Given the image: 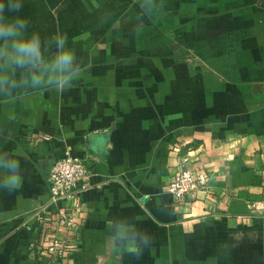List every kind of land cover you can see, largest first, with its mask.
I'll list each match as a JSON object with an SVG mask.
<instances>
[{
    "label": "crops",
    "instance_id": "1",
    "mask_svg": "<svg viewBox=\"0 0 264 264\" xmlns=\"http://www.w3.org/2000/svg\"><path fill=\"white\" fill-rule=\"evenodd\" d=\"M19 3L20 38L47 63L66 36L79 74L34 85L0 57V159L21 176L9 190L0 170V264H62L22 223L67 151L90 184L68 264H264V0ZM182 165L207 171V193L166 190Z\"/></svg>",
    "mask_w": 264,
    "mask_h": 264
},
{
    "label": "built area",
    "instance_id": "2",
    "mask_svg": "<svg viewBox=\"0 0 264 264\" xmlns=\"http://www.w3.org/2000/svg\"><path fill=\"white\" fill-rule=\"evenodd\" d=\"M87 176L83 159L65 152L50 168L48 199L37 204L22 223L25 230L34 232L36 248L62 264H68L69 252L78 248L74 228L80 196L90 187ZM208 179L204 168L182 165L165 188L175 199H184L195 191L207 193Z\"/></svg>",
    "mask_w": 264,
    "mask_h": 264
},
{
    "label": "clouds",
    "instance_id": "3",
    "mask_svg": "<svg viewBox=\"0 0 264 264\" xmlns=\"http://www.w3.org/2000/svg\"><path fill=\"white\" fill-rule=\"evenodd\" d=\"M19 13L22 4L19 0H0V39L5 41L0 47V57H6L8 61L18 68H26L29 71L36 70L32 75L34 85L47 84L62 89L65 84H69L74 75H78V70L73 65L76 60L74 51L65 48L66 36L56 38V47L60 51L55 54V59L45 62L41 51V39L38 35H32L30 39H22V31L27 26V21L19 16L7 18L5 12ZM11 39L12 51H8L7 41ZM45 73H48L45 79ZM0 170H3V187L12 190L21 183L20 163L18 160L9 157L0 159ZM128 229L124 225L117 226V235L120 239L127 238ZM147 243L146 239L143 241ZM126 250L128 253L139 255L140 249L137 246L135 237L127 240Z\"/></svg>",
    "mask_w": 264,
    "mask_h": 264
}]
</instances>
